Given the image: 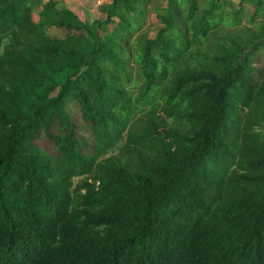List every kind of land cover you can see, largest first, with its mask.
<instances>
[{
  "label": "trees",
  "instance_id": "obj_1",
  "mask_svg": "<svg viewBox=\"0 0 264 264\" xmlns=\"http://www.w3.org/2000/svg\"><path fill=\"white\" fill-rule=\"evenodd\" d=\"M225 1L168 0L134 41L130 96L80 6L47 0L36 20L29 0H0V264H264V49L207 51L235 23Z\"/></svg>",
  "mask_w": 264,
  "mask_h": 264
},
{
  "label": "rangeland",
  "instance_id": "obj_2",
  "mask_svg": "<svg viewBox=\"0 0 264 264\" xmlns=\"http://www.w3.org/2000/svg\"><path fill=\"white\" fill-rule=\"evenodd\" d=\"M47 0H29L31 6L34 7V18L39 19L38 11L43 3ZM59 5L64 3H74L81 7L86 19L94 25L98 34V40L110 41V47L113 54L117 57L118 62L112 63L111 60L103 59L101 62L103 73L106 79H115L114 83L124 87L129 95L137 92L139 85L142 82V76L139 72V63L136 58V48L134 41L141 39L143 35L154 37L162 23L160 22L158 12L161 7H165L168 0H134L133 13L127 12L122 5V0H57ZM256 0H226L224 3V14L233 24L221 22L215 29L210 31L203 40V45L211 54L218 43H226L228 45L233 41L241 46L240 60L246 53L260 54L264 49V1L255 6ZM121 6V7H120ZM239 10V12H238ZM115 11V12H114ZM256 11L254 19L249 20L251 14ZM122 17V20H121ZM123 22V23H122ZM121 28H124L121 30ZM46 33L53 37H63L66 29L63 26L53 24L46 25ZM78 33H85L83 30H78ZM131 32V34H128ZM167 31L165 32V34ZM200 44V43H199ZM196 45V48L199 46ZM137 47V46H136ZM93 53L89 58L96 55ZM156 56V55H155ZM159 58L158 56H156ZM70 70H64L58 77V83L61 85L65 76ZM114 75V78L112 77ZM159 89H152L151 96L154 97L152 105L158 102ZM130 95V96H131ZM150 105L145 107L149 108ZM144 111L133 112L130 119L137 120ZM260 136L264 138V119L261 124L256 127ZM124 141L123 136L107 151L106 155L116 154L118 147ZM85 175H75L72 177V184ZM73 190V186L71 185Z\"/></svg>",
  "mask_w": 264,
  "mask_h": 264
}]
</instances>
